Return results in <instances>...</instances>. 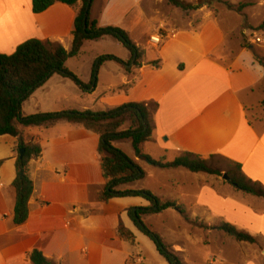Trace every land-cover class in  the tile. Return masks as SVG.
Listing matches in <instances>:
<instances>
[{"label":"crops","instance_id":"0c3cea01","mask_svg":"<svg viewBox=\"0 0 264 264\" xmlns=\"http://www.w3.org/2000/svg\"><path fill=\"white\" fill-rule=\"evenodd\" d=\"M148 4V0H93L90 19L100 28L123 30L144 52V57L129 81L119 65L115 69L102 65L108 79L116 82L104 84L103 89L116 92L100 97L97 109L94 107L98 100L90 109L81 107L77 112H107L132 103L149 107L155 104L154 110L149 108L152 136L141 146L152 148L144 155L152 160L171 158L166 162L183 154L203 160L219 157L239 165L247 180L264 188V69L259 63L264 64V46L258 47L256 61L249 50L226 41L209 12L194 13L193 21L183 20L186 27L174 26L170 21H159L156 26L148 24L143 12L151 13ZM80 8V2L74 6L55 4L41 14H34L31 0H0V54L12 55L29 40L60 45L69 51ZM134 33L136 37H132ZM158 34L163 36L162 41L152 48L149 38ZM106 38L86 42L82 49ZM148 50L153 57L148 58ZM117 59L128 62L130 54L120 53ZM91 67L92 63L85 75H77L81 82L90 81ZM77 89L71 81L54 75L21 105V114L23 117L52 114L53 107H59L57 111L62 112L75 111L66 104L71 99H82ZM37 91H46L47 98L40 101ZM17 129L25 140L39 143L42 153L28 167L33 191L27 221L14 226L12 183L16 144L12 138L0 142V264H30L28 256L34 250L52 264H146L135 247L136 239L134 245L121 240L118 226L122 218L130 227L125 213L147 208L149 204L129 197L107 203L97 201V194L105 187L97 153L99 137L66 122ZM132 161L142 170L143 161L135 155ZM179 170H159L158 174L144 171L157 179L165 172L171 173L168 183L172 194L164 193L163 184L154 189H137L135 182L118 190H146L162 201L179 206H183L180 200L192 196L189 208L194 214L200 213L192 218L203 220L207 226L230 224L264 245V199L244 195L206 174L202 182L201 174L191 173L197 179L195 191L180 192L177 178L184 174ZM134 234L135 238L139 235ZM179 251V248L174 250ZM155 264L164 263L159 260ZM234 264H264V249L260 255L251 257L241 253Z\"/></svg>","mask_w":264,"mask_h":264},{"label":"trees","instance_id":"16d2710c","mask_svg":"<svg viewBox=\"0 0 264 264\" xmlns=\"http://www.w3.org/2000/svg\"><path fill=\"white\" fill-rule=\"evenodd\" d=\"M168 3L183 11H195L201 8V3L186 4L181 0H167ZM78 2L81 8L77 13L72 32V44L69 51L64 50L60 45L43 44L37 40H29L15 50L12 55L0 54V137H9L15 140L16 160L14 164L15 179L12 188L15 192V203L12 213L14 226L23 225L28 218V202L32 195L33 187L29 177L28 167L32 160L41 156L42 149L34 140H25L23 133L17 129L34 127H46L56 122H66L79 125L85 130L96 134L99 137L97 149L100 158V170L105 187L97 194V201L107 203L116 198H140L146 201L147 208H137L134 211L128 210L124 218L130 227H127L120 218L118 235L121 240L131 245L135 244V233L145 237L152 245L159 260L164 264H182L176 252L150 232L144 225L146 217L160 214L167 210H174L184 216L182 206L172 201H162L145 190L125 191L118 190L123 185L135 183L143 178L141 169L121 151L115 149L112 144L118 141H129L136 158L159 170L184 169L193 174H206L219 176V172L212 165L214 157L203 160L191 154H183L172 162L165 159L152 160L141 152V146L149 141L152 136V122L149 108H156L155 104L146 106L143 103L126 104L107 112H77L64 111L52 114H36L23 117L21 105L38 88L46 83L52 76L58 75L61 78L71 81L82 93H92L96 88V76L99 68L107 62L114 61L125 72L128 81L133 70L141 66L144 52L129 39L128 35L116 27L100 28L95 21L90 19V9L93 0H31L32 12L41 14L55 4L74 6ZM264 29V22L259 30ZM104 37L111 38L118 42L128 53V62L112 56H102L97 59L91 69V78L87 84L81 82L75 75L69 72L65 64L69 59L76 58L84 43L98 41ZM132 66L130 67V64ZM264 69V64L259 62ZM129 86H126L128 88ZM128 124L126 130H121ZM17 125V126H16ZM23 155L20 157V151ZM2 162L0 161V168ZM23 175L20 176V172ZM227 183L235 190L244 195L264 199V188L247 180L240 166L233 164L226 171ZM221 232L225 237L237 242L255 244V239L245 231L236 229L230 224L219 223L211 228ZM30 264H52L36 250L28 256Z\"/></svg>","mask_w":264,"mask_h":264},{"label":"rangeland","instance_id":"374dc122","mask_svg":"<svg viewBox=\"0 0 264 264\" xmlns=\"http://www.w3.org/2000/svg\"><path fill=\"white\" fill-rule=\"evenodd\" d=\"M181 1L190 5L200 2L201 8L195 11H183L179 8L171 6L167 0H148V6L151 9V13H149L148 10H143L147 23L150 24L151 22L152 25L156 26L159 24V21H170L174 24V26H177L184 24V22H187L188 19L193 21V16L196 12L199 14L209 12L217 20L218 28L223 33L226 41L230 42L231 44H235L236 47L242 46L249 50L254 55V59L258 61L256 58L258 47L264 46V44H256L254 43V40L255 38L264 36V29L259 30V27L264 22V0ZM132 20L133 19L131 18L130 22H132ZM183 20L184 22L182 23ZM126 23H128V21ZM138 27L139 26H136V28ZM184 27H186L185 24ZM162 29L163 26L160 27L159 32H162ZM132 37H136L135 33ZM152 48L154 47L152 46ZM126 52V49H124L118 42L106 38L103 41H100L97 45L92 43L86 48H83L76 58L69 59L66 62L65 67L69 72L72 74L74 73L73 75L76 77L77 75L83 76L88 70L87 66L90 65V63H92L93 66V63L99 59V57H102L101 55L109 53V55H112V57L117 58L120 53L125 54ZM146 53L148 58L153 57V53L151 51L148 50ZM104 64L107 68H117V64L114 61ZM110 82L113 81L108 79L107 74L104 73L102 67H100L96 76V88L94 93L84 94L79 89H77V94L78 96H83L82 99H71L67 102L66 107L69 106L71 107L69 109L81 111V107H88L90 109L95 104V101L98 100V104L96 103L94 107V110L97 109L100 106V97H107L113 92H116V90L113 92H106L103 89V85ZM113 84H116V82H113ZM123 90L124 91H122V93H125V88ZM54 93H50V96L54 95ZM81 93L83 95H81ZM36 94L40 101L47 98L45 96L46 91H37ZM50 109L55 111L51 113L62 112L57 111L60 109L59 107H53ZM127 127L128 124H125L123 129H126ZM9 140L10 138L6 137L0 138V142H8ZM113 147L121 151L131 161L133 160V149L129 141L115 143L113 144ZM149 147L152 148L151 145H146V147L141 148V152L145 153L148 151ZM166 161H171V158H168ZM212 163V165L220 174L219 176L213 177L217 179L219 184L227 183L222 179V176L226 175V171H228L233 164L219 157H214ZM141 166L143 178L135 183V188L138 189L141 187L143 189H154L156 186L163 184L165 185V190L163 189L164 193L172 194L173 189H171L168 183L170 181L171 173L165 172L163 173L165 174L164 176H161L157 179L155 176H149V174L144 171L146 169L149 172L158 174L161 172L159 169L154 168L145 162L142 163ZM178 172L184 174V176L182 175L181 177L177 178L179 183H181L179 186V191L182 192L190 190L191 193H193L196 189L197 179L193 174L187 171L180 169ZM199 176L202 179V182L205 180V178H207L204 174ZM192 199L193 198L191 196L189 198L185 197L184 199L180 200V205H183L182 208L185 212L184 216L180 215L174 210H168L164 213L148 216L143 221L145 227L150 232L156 234L163 244L169 246L172 251H174L176 248L180 249L179 253L176 252V256L180 258L182 264H234V262L239 259V254L241 253L247 254L248 257H251L252 255L256 254L260 255L263 252L264 245L260 244L255 238V244L237 243L225 237L221 232L211 229L218 223L207 226L203 220H200L199 218H192L193 215L196 216L200 214L197 212L195 214L194 212H191L189 206L192 203ZM135 247L142 253L146 264H155L159 262L158 256L153 250L151 243L145 237L136 235Z\"/></svg>","mask_w":264,"mask_h":264},{"label":"built area","instance_id":"2783aa9c","mask_svg":"<svg viewBox=\"0 0 264 264\" xmlns=\"http://www.w3.org/2000/svg\"><path fill=\"white\" fill-rule=\"evenodd\" d=\"M163 36L161 34H158L156 36H152L149 38V44L153 47H157L161 41ZM254 43L256 44H264V36L255 38Z\"/></svg>","mask_w":264,"mask_h":264},{"label":"water","instance_id":"95a60500","mask_svg":"<svg viewBox=\"0 0 264 264\" xmlns=\"http://www.w3.org/2000/svg\"><path fill=\"white\" fill-rule=\"evenodd\" d=\"M89 3H90V0H89ZM22 155H23V150L20 151V157H22ZM22 175H23V172L21 171V172H20V176H22ZM222 179H223L224 181H227V180H228L226 175H223V176H222Z\"/></svg>","mask_w":264,"mask_h":264}]
</instances>
